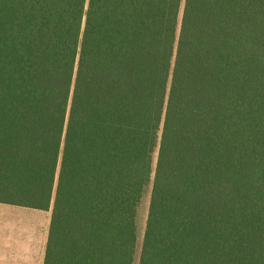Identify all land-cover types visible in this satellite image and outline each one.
Listing matches in <instances>:
<instances>
[{
	"label": "trees",
	"instance_id": "1",
	"mask_svg": "<svg viewBox=\"0 0 264 264\" xmlns=\"http://www.w3.org/2000/svg\"><path fill=\"white\" fill-rule=\"evenodd\" d=\"M155 153V159H154ZM264 264V0H0V202L43 264Z\"/></svg>",
	"mask_w": 264,
	"mask_h": 264
},
{
	"label": "crops",
	"instance_id": "2",
	"mask_svg": "<svg viewBox=\"0 0 264 264\" xmlns=\"http://www.w3.org/2000/svg\"><path fill=\"white\" fill-rule=\"evenodd\" d=\"M50 212L0 202V264H43Z\"/></svg>",
	"mask_w": 264,
	"mask_h": 264
},
{
	"label": "rangeland",
	"instance_id": "3",
	"mask_svg": "<svg viewBox=\"0 0 264 264\" xmlns=\"http://www.w3.org/2000/svg\"><path fill=\"white\" fill-rule=\"evenodd\" d=\"M154 159H155V153H154ZM149 195H150V184H148L147 187L144 189V192L136 207V216H135L136 245H135L133 264H137L139 257L140 245L142 242L145 220L147 215V208L149 203Z\"/></svg>",
	"mask_w": 264,
	"mask_h": 264
}]
</instances>
